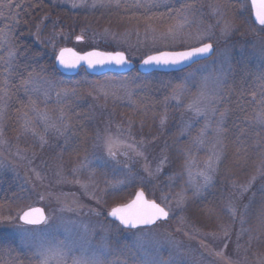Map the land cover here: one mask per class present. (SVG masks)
I'll list each match as a JSON object with an SVG mask.
<instances>
[{"label":"snow or ice","instance_id":"1","mask_svg":"<svg viewBox=\"0 0 264 264\" xmlns=\"http://www.w3.org/2000/svg\"><path fill=\"white\" fill-rule=\"evenodd\" d=\"M41 3L42 0L40 3H29V0H0V24L3 25L0 27V176L11 171L12 161L2 151L3 148L11 151L13 147L12 142L5 136L9 122L16 125L17 140L30 136L33 145L38 144L41 151L51 146L50 136L57 140L62 138L63 143L56 145L61 150L56 156L57 183L79 185L84 194L95 199L97 204L113 201L106 212V216L111 220L106 226H101L100 243L92 248L88 245L91 244L90 238L96 234L95 228L90 229L89 223L66 221L64 213L79 214L87 208L88 214L98 217L105 214L102 210L82 203L75 193L65 192L36 193L41 202L54 200L59 205L58 208H53L52 213L46 212L47 205L41 208L23 204L38 186H43L40 171L33 168L30 170L34 177L32 192H26L21 187L19 194L13 193V202L20 203L21 206L14 216L5 217L0 220V224L6 223L16 227L22 240L31 238L33 241H41L29 247L26 254L27 264H193L191 248L185 247L181 241L166 232L154 231L174 214L169 200L170 193L162 191L158 197L160 202H157V199H148L145 193L151 180L162 174L165 164L172 165L180 156L183 157L181 171L173 172L166 182L171 190L176 180L187 175L184 186L172 194L176 208L180 210L191 202H202L211 194L210 190L216 183L220 166L229 151L232 161L240 166L252 157L258 158L260 167L257 174L264 172V68L259 72L245 69L244 74L237 80L229 58L222 61L220 67L211 73L197 77L194 71L187 72L177 83L169 81L165 84V90L170 89L171 94L165 96L161 102L164 111L159 113V126L163 128L168 121L167 108L171 101L175 100L178 107L183 98L189 96L191 99L185 105L186 109L193 113L194 119L198 121L202 118L204 123L189 146L177 148L175 157L170 158L167 154L160 156L154 171L144 151L152 142H146L143 137L139 142L127 139L134 135V121L131 118L128 119L126 127L117 125L118 131L115 134L108 128L97 133L99 154L92 152L81 156L80 135L83 122L80 117L83 114L76 111L72 103L73 99L80 98L79 85L88 83L91 91L96 93L97 97L102 95L105 100L111 98L113 101H119L127 98L130 106L136 105V101L132 99L134 91L146 89L149 85L115 80L103 83H68L58 79L57 73L60 69L71 71L86 65L88 69L93 70H111L113 66L127 70L125 66L129 65L130 60L126 51L93 49L81 54L69 47H60L57 50V37L63 34L55 31L59 18L51 21L53 31L44 37L42 33L47 29L46 15L35 25V31L28 32V35L33 37L34 44L43 45L45 50L51 47L50 54L54 57L51 65L40 64L42 53L33 51L31 45L21 43L17 32L21 23H30L22 17L29 15L31 9L40 7ZM59 5H67L66 10L69 12L100 11L101 15L118 16L121 20L135 21L137 25L143 23L146 33L152 34L150 38L153 41L149 54H142L143 59L140 61L141 66L148 69H174L184 73L185 69L191 68L193 64L217 54L213 42L216 29H219V38H224L234 34L242 26L248 28L255 37L253 49L258 50L259 58L264 60V0H216V3L208 5L209 14L215 18V23L206 26L202 21L205 15L203 0H59ZM59 5L57 0H51L52 7ZM194 26L195 32L189 31ZM160 28L164 31L160 32ZM103 35L109 44L119 43L122 38V34L109 28L103 30ZM68 38L64 36L65 40ZM83 39V35L75 36L77 42ZM159 39H171L173 44L169 50H160L155 47ZM176 48L181 50H174ZM192 88L196 91L192 92ZM53 94L55 104L49 107ZM138 110L142 118L148 117L149 109L146 105L133 107L132 114H137ZM156 118L157 114L153 112L152 119ZM193 126V121L184 124L181 135H188ZM140 127L143 128V119ZM155 139L156 137H153V141ZM206 145L207 157L200 165L195 159L193 149L200 151ZM169 147L165 143L164 148ZM64 154L78 160L70 169V175L73 177L70 181L64 176ZM14 155L20 159H28L30 164L36 159L35 152L29 159L27 151L22 150L18 144ZM133 158L145 161L142 169L146 176L139 172L131 173L127 161ZM109 175L123 178L115 183L100 179ZM81 176H84V179H81ZM256 179L257 175H253L246 183L239 185L240 195L248 192ZM136 180L143 187L135 192V196L127 203H115L114 201L120 198L122 187ZM102 182L106 187H100ZM233 186L236 187L235 184ZM259 192V207L255 210V193L242 208L230 201L223 209L233 223L239 215L241 228L237 238L248 234L249 246L254 238L253 232L257 234L256 239L264 235V184ZM3 207L4 205L0 204V209ZM207 212L211 214L213 209L208 208ZM179 219L184 223L183 217ZM57 223L77 224L80 241L87 240V244H78L76 241L45 243L44 234L54 230ZM245 224L250 227H243ZM219 228L225 238V248L208 251V254L215 257L218 264H235L225 252L231 225L221 224ZM65 230L69 231L67 228ZM175 231L180 232L182 229L177 227ZM123 233L133 235L130 244H123L119 248L109 245L111 235ZM184 234L188 235L187 232ZM202 247L208 250V245L203 242ZM237 247L239 248V244ZM0 264L3 262L0 261ZM12 264H25V260L16 256L13 257ZM261 264H264V260H261Z\"/></svg>","mask_w":264,"mask_h":264},{"label":"rangeland","instance_id":"2","mask_svg":"<svg viewBox=\"0 0 264 264\" xmlns=\"http://www.w3.org/2000/svg\"><path fill=\"white\" fill-rule=\"evenodd\" d=\"M48 1L51 2V0ZM89 2H91V0H89ZM57 3L59 5V0H57ZM210 3H216V0H203L205 15L202 18V21L204 26L215 23V18L209 14L210 9L208 5ZM59 6L68 7L67 5ZM76 13H78V17L81 18L87 26H89L90 32L85 37L93 46L86 48V46L83 45L85 39L79 42L76 41L78 44L72 47L78 51L92 48L105 50L103 46H106L108 51H126V55L131 61L138 62L143 58L142 54H149V48L153 46V41L150 38L152 34L146 33L145 25L143 23L137 25L135 21L128 22L127 20H121L118 16H110L107 14L101 15L100 11H96L94 13L80 11ZM105 28H109L119 34H122V38L119 43L112 42L109 44V42L106 41L103 35V30ZM159 31L163 32L164 29L160 28ZM189 31L195 32V26ZM215 32L216 35L213 37V42L217 48V54H215L211 60L192 70L195 72L197 77L213 72L215 69L220 67L222 61L228 60L229 58L235 71L239 69L241 72H244L245 69L248 70L249 68L250 71L253 69L252 72H259L262 68H264V60L259 58L258 50L254 51L253 49L255 38L249 30L240 27L234 34L224 38H219V29H216ZM179 39L183 38H178V40ZM172 44L173 41L171 39H159L156 41L155 47H159L160 50H169ZM60 47H58L57 50ZM178 49L179 48H176L174 50ZM107 80L129 81L139 84L136 79L117 80L112 77L98 82L87 79L84 76L78 79V81H88L94 83H103ZM172 80L173 79L170 78L164 83L150 85L148 87L149 91L147 94H144L145 89L134 91V95L132 97L134 101H136V99L140 100L144 97V95L155 99V106L158 108L156 112L157 118L155 120L152 119V116L150 118H142L139 110L137 111L138 114H132L133 107H137V101L135 106H130L127 98L119 101H113L111 98L105 100L102 95L97 97L96 93L91 91L88 83H81L79 85L81 93L80 98L73 99L72 101L75 106V110L82 113L84 112L87 116V118H84L83 115V118L80 117L83 122L82 131L77 129V131H81L80 155L83 156L92 152L99 154L100 149L97 147L99 143L97 140V133L103 132L105 128H108L115 134L118 131L117 125L126 127V123L130 118L134 121V135L132 137H127V139H134L136 142H139L143 137L146 142H152L144 149V151L148 156V161L150 162L153 171L155 170L160 156L167 154L170 158L175 157L177 148L189 146L192 138L198 134L199 129L204 123L202 118L198 119V121L194 119L193 113L186 109L185 105L191 99L190 96L183 98L182 103H180L178 107L176 106L177 102L175 100L171 101L167 108L168 121L163 128L159 126L158 116L159 113L164 111L161 102L165 96L171 94V90H165L164 85L169 81L172 82ZM195 91L196 89L192 88V92ZM54 104L55 95L53 94L49 107H52ZM40 106L43 108V104ZM142 119L148 121L143 122V128L141 129L140 125ZM189 121H193V128L188 135H181V129L184 124ZM16 134V125L12 123L8 124V127L5 130V136L12 142L13 147L11 151L7 148H3L2 151L4 155L8 156L12 161L10 164L11 171L0 176V183L2 184V180L4 179L7 183L5 187H3V185L0 187L5 190L13 188L18 191V194L20 193L21 187H23L26 192H32L33 186H30L29 184L30 182L32 183L34 177L32 176V172L30 170L33 168L38 169L41 177L43 178V186H38L35 192H32L30 198L23 201V204H30L31 206L40 205L44 208L47 205L46 212L52 213L53 208H58L59 205L56 204L54 200L41 202L39 200V196L36 195L37 192L51 191L75 193L82 203L102 210L105 213L104 215L97 217L88 214L87 208H84L79 214L72 212L64 213V219L66 221L89 223L90 229L95 228L96 234L90 238L91 244L88 246L92 248L96 247L100 243L99 237L101 234V226H106L110 220L106 216V212L108 208L112 206L113 201L110 200L108 204H97L95 199H92L88 195L84 194L79 185L73 183H57L58 177L56 175V165L58 162L56 160V156L61 150L56 145L57 143H63L62 138L57 140L54 136H50L49 140L51 146L46 147L41 151L39 150L38 144L33 145L30 136L21 137L17 140ZM209 136L211 137V133H209ZM153 137H156L154 141ZM165 143H167L170 147L165 149ZM17 144L22 150L27 151L29 159H31L34 152L36 153V159L33 160L31 164L28 159H20L14 155ZM193 152L195 153V159L198 164L202 165L203 160L207 157V145L200 151H196L194 148ZM63 160L65 165L64 176L70 181L73 179L70 175V169L74 164L78 163V160L75 157H69L67 154H64ZM127 163L130 165L132 174L139 172L141 175L146 176L142 169V165L145 163L143 159L133 158L128 160ZM182 163L183 157L180 156L178 159H175L172 165L165 164L162 174L156 176L162 178L163 182L155 187L154 190H150L151 194L158 192V196L161 195L162 191L164 193H170L169 200L171 201V206L174 210V214L170 218V222L164 226H159L154 231L157 233L166 232L176 240L181 241L185 247L191 248L193 250L191 252V260L193 261V264H218L215 257L209 255L208 251H216L221 248H225V238L222 236L219 225H231V233L227 238V247L225 249L226 255L234 261L235 264H261V260H264V235H260L259 239H256L255 237L257 234L253 232L252 235L254 238L249 246L248 234L240 236L239 239L237 238V233L241 228L239 215H237L236 220L233 223L230 216L223 210L230 201L235 202L237 206L242 208L243 205L248 204L249 198L253 197V193L256 194V203L253 205V210L259 207V189L261 185L264 184V172L257 174V169L260 167L259 159L252 157L246 164L240 166L232 161L231 151L227 153L226 159L222 164L223 166H220V171L218 173L220 174L223 171L224 166H226V176L228 178H226L227 182L225 184L226 186L224 191L222 192L223 194L218 195L219 200H216L218 204L215 203L212 205L214 201L210 200L205 202L207 208H214L211 214L208 213L207 210L204 212L202 209L193 208L192 206L196 202L189 203L183 210L176 208L175 200L173 199L172 194L178 192L180 187L184 186V182L187 181L188 177L185 174L181 179L176 180L171 190L167 187L166 182L169 175L173 172L181 171ZM193 171H196L195 167ZM161 175L163 176L161 177ZM253 175H257V179L255 180L253 186L248 192L240 195L239 185L246 183ZM216 177H218L219 180V176L217 175ZM122 178V176L112 175L100 177L102 181L108 180L112 183H115L116 180ZM81 179H84V176H81ZM234 184L236 187L233 186ZM100 187L104 188L106 185L102 182ZM137 188H142L141 183H139L138 180L126 184L121 189L120 198L116 199L114 202H127L131 199ZM158 202L160 201L158 200ZM20 206V203H16L10 208L6 207L5 209H0V220H4V218L8 216H14ZM180 217L184 218V223L180 222ZM17 224H19V221H17ZM177 227H180L182 231L176 232L175 230ZM243 227L248 228L250 225L245 224ZM66 228L69 229V231H66ZM185 232H187L188 235H185ZM57 241H76L78 244L81 242L87 244V240L80 241L77 224L73 223H57L54 230H50L44 234L45 243H55ZM132 241L133 235L129 233L111 235L109 238V245L119 248L121 245L130 244ZM40 242L41 241L39 239L33 241L31 238L22 240L16 227L9 226L6 223L0 224V261H2L3 264H12L13 257L19 256V259L25 260V264H27L26 254L29 251V247ZM202 242L203 244L208 245V250L202 247ZM237 244H239V248L237 247ZM164 254L167 255L166 252Z\"/></svg>","mask_w":264,"mask_h":264},{"label":"trees","instance_id":"3","mask_svg":"<svg viewBox=\"0 0 264 264\" xmlns=\"http://www.w3.org/2000/svg\"><path fill=\"white\" fill-rule=\"evenodd\" d=\"M29 3H40V0H29ZM66 8L67 7H65V6L52 7L50 1L42 0V3H41L40 7L31 9L29 15H24L22 17L23 20H27L30 23L29 24L21 23L20 26H19V30L17 32V36H20L21 43L26 44V45H31L33 47V51H38V52L42 53V58L39 59V63L40 64L51 65V61H52V59H54V57L51 56V54H50L51 53V47L49 46L45 50L43 45L34 44L33 37L28 35V32L30 30L31 31H35V25L37 23H40V19L42 17H45L46 15L48 16V19L45 20V23L47 25V29H46V31H44L42 33V36H44V37L49 36L50 33L53 31L51 21L59 18V23L56 25L55 31L62 32L63 34L61 36L57 37L56 48H58L60 46H63V45H65V46H67V45H69V46L77 45L78 43L75 40V36L76 35H81V34L84 35V39H85V41L83 42V45H85L86 48L93 47L92 44L89 42V40H87V38L85 37L90 32L89 26H87L81 20V18L78 17V13L69 12V11L66 10ZM2 26L3 25L0 24V27H2ZM153 26L155 27V25H153ZM243 29L249 30L246 27H243ZM262 35H264V34H262ZM64 36H68L69 38L67 40H65ZM103 48L105 50H108L106 46H103ZM214 56H215V54H214ZM213 57H211L208 60L201 61L198 64L193 65L191 68L185 69L184 73H181V72H170V73L154 72V73H151V74H148V75H142V74L138 73L137 71H133V72L127 74V75H121V76L120 75H106V76H102V77H93L91 75H88L87 73H85L82 70L77 76H73V77L65 76V75H63V74H61L59 72V73H57V78L60 79V80L65 81V82H68V83L78 81V79L81 78L82 76H84L87 79L93 80L95 82H98V81H101L103 79L110 78V77H112L114 79H117V80L136 79L137 83H139V84L140 83H146L149 86L152 85V84L164 83L165 81H168V79L172 78L173 79L172 82L173 83H177L178 79L182 75H184L187 72L192 71L196 67L201 66L205 62L211 60ZM248 71H250L249 68H248ZM251 71H253V69ZM243 74H244V72L243 71L241 72V70L238 69V70L235 71V78L237 80H239L240 77ZM249 79H250V77H249ZM148 91H149V88L145 89L144 94H147ZM20 95L22 96L23 94L21 93ZM136 101H137V106L138 107H143L145 105L148 107V109H149L148 118H150L152 116L153 112H155V113L157 112L158 108L155 106L156 101H155L154 98L148 97L147 95L146 96L144 95V97H142L140 100L136 99ZM16 106L18 107V105H16ZM82 114H83L84 118H87V116H86V114L84 112ZM83 116H81V117L83 118ZM145 121H148V120H143V122H145ZM10 123L11 122H9V124ZM225 167L226 166H224V169H223V171L220 174H217L219 176V180H218V177H216L215 187H213L210 190L211 194L208 195L207 198L205 200H203L202 202L201 201H197L192 206L193 208H199V209H202V211L205 212V210L208 209L206 207L205 202H208L210 200V201H214L212 203V205H214L215 203L218 204V202H217L219 200L218 195L223 194L222 192L224 191V188L226 186L225 184L227 182L226 178H228L226 176ZM162 176L163 175H161V177ZM162 182H163L162 178H159V177L153 178L151 180V184L149 185L148 190L146 191L148 197H150L152 199H157V202L159 200L158 199V197H159L158 196V192H155L154 194H151L150 190H153V185L155 187H157ZM28 183H29V180H28ZM2 185H3V187H5L7 185L5 179L2 180V184L0 183V186H2ZM29 185L33 186V183L30 182ZM141 187H143L142 184H141ZM13 193H17L18 194V191L14 190L13 188H10L9 190H5L4 188L0 189V204L4 205V207L2 209H5L6 207L10 208L13 204H16V203L13 202V199H14L13 195H12ZM212 209H214V208H212ZM169 222H170V219L166 223L160 224L159 226H164V225H166Z\"/></svg>","mask_w":264,"mask_h":264},{"label":"water","instance_id":"4","mask_svg":"<svg viewBox=\"0 0 264 264\" xmlns=\"http://www.w3.org/2000/svg\"><path fill=\"white\" fill-rule=\"evenodd\" d=\"M65 47H69V48H73V47H70V46H65ZM75 51H77L75 48H73ZM93 49H96V48H93ZM93 49H89V50H86V51H90V50H93ZM97 50H101V49H97ZM178 50H181V49H178ZM101 51H106V50H101ZM77 52H80L81 54L83 53V52H85V51H77ZM213 56V55H212ZM212 56H210L209 58H211ZM208 58V59H209ZM143 59V58H142ZM141 59V60H142ZM207 59V60H208ZM130 60V59H129ZM140 60V61H141ZM140 61L139 62H133V61H131L130 60V63H129V65H127V66H125V68L127 69V70H125V69H121V68H117V67H115V66H113L112 68H111V70H108V69H95V70H93V69H88L87 67H86V65H82L81 67H79L78 69H75V70H71V71H65L64 69H60V73L61 74H63V75H65V76H75V75H77L80 71H81V69H84L85 70V72L88 74V75H91V76H94V77H101V76H104V75H107V74H112V75H126V74H129V73H131V72H133L134 70H136L138 73H140V74H142V75H148V74H151V73H154V72H163V73H170V72H178L177 70H174V69H160V70H152V69H148V68H145V67H143V66H141V64H140ZM200 61H204V60H200ZM199 61V62H200ZM194 65V64H193ZM192 65V66H193ZM139 189H141V188H138L137 190H139ZM136 190V191H137ZM135 191V192H136ZM135 192H134V194H133V196H132V198L135 196ZM145 195H146V197L148 198V196H147V194L145 193ZM131 198V199H132ZM130 199V200H131ZM148 199H150V198H148ZM130 200H128V201H130ZM127 201V202H128ZM127 202H125V203H127ZM33 207H41V208H43L42 206H40V205H35V206H33ZM109 219H111L110 217H109Z\"/></svg>","mask_w":264,"mask_h":264}]
</instances>
